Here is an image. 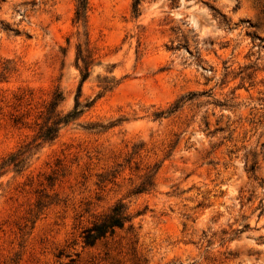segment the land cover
Masks as SVG:
<instances>
[{
	"label": "rangeland",
	"instance_id": "rangeland-1",
	"mask_svg": "<svg viewBox=\"0 0 264 264\" xmlns=\"http://www.w3.org/2000/svg\"><path fill=\"white\" fill-rule=\"evenodd\" d=\"M133 3L89 0L84 25L76 0H0V166L37 143L56 88L65 112L81 84L95 100L0 169V264H264V0ZM156 164L155 189L130 194ZM118 200L131 222L85 246Z\"/></svg>",
	"mask_w": 264,
	"mask_h": 264
},
{
	"label": "trees",
	"instance_id": "trees-1",
	"mask_svg": "<svg viewBox=\"0 0 264 264\" xmlns=\"http://www.w3.org/2000/svg\"><path fill=\"white\" fill-rule=\"evenodd\" d=\"M77 8L75 10V22L83 23L84 25L87 22V9L89 5V0H76ZM142 0H134L133 3V14L138 16L141 10ZM80 61L83 62V66H80L82 82H84L90 75V61L87 57L79 53L77 56V64L79 65ZM103 92L110 90L109 85L103 86ZM82 91V84L79 88L78 94L75 99L74 107L65 112L61 109V104L63 103L65 96L62 90L58 87L53 92L49 102L44 105L43 109L39 112V131L37 132L34 142L28 143L24 146L22 145L16 152L11 153L1 164L0 169L14 168L17 171H23L27 166L28 160L32 156V152L35 148L39 147L42 143H49L53 141L58 132H60L62 127H66L74 122H76L84 112H87L94 104L95 100L82 102L80 100ZM101 92V95L102 93ZM181 102L175 103V105L168 110L167 112H161L158 116L165 113L173 114L181 108ZM143 143L140 145H135L131 155H129L126 162L129 164L136 155L141 154L143 149ZM124 164H119L117 169H114L111 172L113 178L116 177L125 167ZM160 169V165L156 164L155 166H146L143 170L139 166H136V172L138 173L139 183L130 191V194H140V193H150L155 189V176L157 175ZM105 173L99 174L98 184L104 183L107 181L105 179ZM132 215L129 212L128 207L122 200H118L110 210L98 216L90 226L86 227L83 230V243L85 246H94L99 240L105 239L106 237L112 236L115 234L117 228L125 226L126 223L131 222ZM62 253V252H61ZM63 255V253H62Z\"/></svg>",
	"mask_w": 264,
	"mask_h": 264
}]
</instances>
